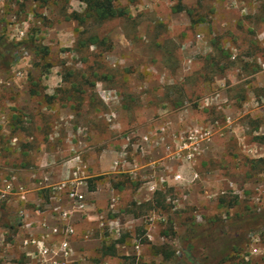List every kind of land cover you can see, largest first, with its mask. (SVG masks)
I'll return each instance as SVG.
<instances>
[{
    "label": "rangeland",
    "instance_id": "obj_1",
    "mask_svg": "<svg viewBox=\"0 0 264 264\" xmlns=\"http://www.w3.org/2000/svg\"><path fill=\"white\" fill-rule=\"evenodd\" d=\"M113 2L127 15L100 23L80 0H0V43L25 42L8 70L0 47V264H37L24 213L65 232L63 183L85 196L60 202L71 264H197L195 232L264 211V0ZM220 264H264V233Z\"/></svg>",
    "mask_w": 264,
    "mask_h": 264
},
{
    "label": "trees",
    "instance_id": "obj_2",
    "mask_svg": "<svg viewBox=\"0 0 264 264\" xmlns=\"http://www.w3.org/2000/svg\"><path fill=\"white\" fill-rule=\"evenodd\" d=\"M87 4V17L104 23L115 18L124 17L127 12L123 8H117L113 0H80ZM82 22V18H77ZM9 44L0 43L1 48H7L13 54L6 64V70L17 62L14 51L25 42ZM26 47L30 48L26 45ZM254 169H259L264 174V159L252 162ZM12 228V227H11ZM264 233V211L253 212L246 217H238L231 222L214 223L211 227L195 232L185 242V256L197 264H220L229 258L230 253L236 251L245 241H249L251 235ZM115 254L114 252H112Z\"/></svg>",
    "mask_w": 264,
    "mask_h": 264
},
{
    "label": "built area",
    "instance_id": "obj_3",
    "mask_svg": "<svg viewBox=\"0 0 264 264\" xmlns=\"http://www.w3.org/2000/svg\"><path fill=\"white\" fill-rule=\"evenodd\" d=\"M67 186V183L57 185L55 194L63 195L61 199L65 198L72 210H82L85 206V196L80 193L78 189H66ZM6 187L7 191L10 193L12 191V185L8 183ZM66 190L67 193H65ZM63 193H65V195ZM24 199L26 198L23 197V200ZM61 199L58 197H51L50 202L56 211L55 219L59 221V223L62 222L68 226L65 232L58 226L53 228L47 227L46 220L39 223L41 231H37L33 227V221L27 213L21 216L22 222L19 227L20 247L25 256L35 261L37 264H71L72 262L74 248L70 240L76 235V232L74 228L67 223L72 210L62 207L63 204L59 205L62 201ZM136 248H140L138 243Z\"/></svg>",
    "mask_w": 264,
    "mask_h": 264
},
{
    "label": "crops",
    "instance_id": "obj_4",
    "mask_svg": "<svg viewBox=\"0 0 264 264\" xmlns=\"http://www.w3.org/2000/svg\"><path fill=\"white\" fill-rule=\"evenodd\" d=\"M89 197H90V199L91 200H94V199H96V201H98V203L97 204H99V201L101 200V196H100V193H99V190L98 189H93V190H90L89 191ZM46 199V200H45ZM44 200L47 202L49 199H47V198H45ZM42 198L41 197H36L35 199H34V201H35V203H36V205H40L39 203H43L42 202ZM44 205V204H43ZM60 205V204H59ZM58 205V206H59ZM95 205V203H91L90 204V206H89V208H88V211L86 212V213H84V214H86L85 216H81L80 214L77 216V220H78V224H77V226L78 225H80V223L82 222V223H87L88 224V227L91 225V223H92V221H94L93 219H95V217H96V213L94 212V208H93V206ZM41 206H42V204H41ZM55 211V210H54ZM43 214H47V212H44ZM83 214V215H84ZM55 216H56V212H54V214H52V215H49L48 216V218H51V219H54L55 218ZM81 223V224H82ZM80 230H78V232H76V237H75V242H74V244L76 245V248L77 247H81L80 245H82V242H79V239H78V237H80L81 235H83V232H79ZM77 238V239H76ZM75 254V253H74ZM75 256H73V258H74ZM73 258H72V260H73Z\"/></svg>",
    "mask_w": 264,
    "mask_h": 264
}]
</instances>
